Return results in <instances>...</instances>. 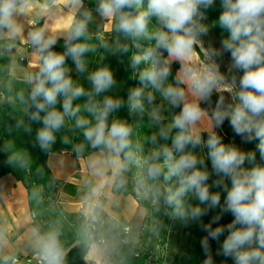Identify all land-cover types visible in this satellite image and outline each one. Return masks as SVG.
<instances>
[{
	"label": "clouds",
	"instance_id": "obj_1",
	"mask_svg": "<svg viewBox=\"0 0 264 264\" xmlns=\"http://www.w3.org/2000/svg\"><path fill=\"white\" fill-rule=\"evenodd\" d=\"M214 3L146 0L145 6V0H96L95 13L113 22L112 31L118 38L109 43L100 35L93 44L89 35L93 12L85 7L84 0H64L63 5L61 0H0V58L9 59L0 71H7L11 77L6 85L10 93L16 80L26 86L9 102L22 106L30 122L42 125L35 135L42 151L51 152L56 134L72 121L87 145L115 166L113 177L119 187L126 185L123 177L130 166L140 165L143 172L136 184L138 196L155 199L186 226L199 223L207 233L201 239L206 256L203 264H214L210 240L219 242L217 255L231 258L234 264H264V164L257 162L256 151L246 152L235 143H225L217 132L227 120L245 143L258 141L256 149L264 161V0H220L222 11L209 25L204 21ZM64 9L67 15H58ZM30 14L32 27L26 31L22 19ZM54 18L56 23H67L55 28L56 23H49ZM217 25L227 36L219 48L204 47L202 37ZM61 39L62 52L54 50ZM22 43L30 45V58L18 48ZM98 48L128 57L131 78L138 77L140 86L130 87L126 100L108 94L117 85L108 65L100 64L89 71L87 54L96 53ZM14 52L26 60L24 67L14 63ZM225 53H230L231 59L227 73L217 62ZM69 58L78 74L87 73L90 88L72 78ZM173 63L180 67L170 81ZM235 72L243 74L237 77ZM224 92L231 95L230 102ZM214 93L219 96L213 107ZM157 95L161 104L156 103ZM81 98L83 103H75ZM124 106L130 116L147 111L157 126L149 138L156 147L147 155L141 156L142 145L133 141V125L113 116ZM166 106L169 110L180 108L171 114L170 123L162 115ZM17 127L32 131L31 124L25 125L22 119ZM63 143H69L67 137ZM84 147L77 144L73 150L79 156ZM198 148L200 154L195 151ZM203 149H207L206 156ZM2 151L8 153L9 165L26 167L29 163L11 142ZM207 160L211 161V171ZM98 163L91 161L90 167L95 169ZM213 174L217 179L210 184ZM212 188L226 193L223 203L221 191ZM98 191L99 186L92 188L93 194ZM217 208L219 212L204 223L202 218ZM227 213L234 219L219 224ZM31 234L40 264H65L67 253L58 229L41 232L34 227ZM6 242V234L0 229V248ZM10 259L16 264L11 257H4L3 264Z\"/></svg>",
	"mask_w": 264,
	"mask_h": 264
},
{
	"label": "trees",
	"instance_id": "obj_2",
	"mask_svg": "<svg viewBox=\"0 0 264 264\" xmlns=\"http://www.w3.org/2000/svg\"><path fill=\"white\" fill-rule=\"evenodd\" d=\"M84 4L87 9L91 11H95L96 0H84ZM212 7H215L216 9L213 10L215 12L213 19L214 21H216L218 20V17L222 11L220 0H216ZM152 27L153 26L150 25V28ZM219 33L221 34L220 35L221 38L227 36V33L224 32L223 30ZM89 35L93 37V39L90 42L96 44L97 43L96 38L99 35H92L90 32ZM117 38H118V34L115 33L114 31L111 32L109 38L105 37V39H107L109 43H113ZM120 39L122 40V37ZM54 50L60 52L64 50L62 39L59 40L57 44L54 46ZM94 54L95 57L96 56L97 57H96V64L93 65L91 60L95 59ZM101 57H103V59H101ZM87 60L88 63L91 61V63L88 65L89 71L94 70L96 67L100 66V64L104 63L111 68L119 67L122 70H124L127 74L129 81V72L131 74V69L128 67V57L126 55L121 56L118 54L116 56L111 51H106L103 48H98L96 53L87 54ZM8 63H9V59L3 58L2 65H7ZM67 64L69 67L71 66L75 67V65L73 64L70 58L67 60ZM176 68H177V64H173L172 76L169 77L170 81L174 80V71ZM242 74H243L242 72L236 73L237 77L241 76ZM7 76L9 75H7L6 71H0V88L4 86L3 83ZM86 77H87V73L84 74L77 73L76 77L72 76L74 80L79 82L85 88H90L91 85ZM9 78L11 79V77ZM14 83L21 84L22 82L20 80H16L14 81ZM237 84H238V80H237ZM12 95L13 94H11L10 92L6 93L5 98L0 102V129L6 130V132H8L7 134L9 135L8 138H10L12 133L18 129L17 127L18 120L22 119L25 125L31 124V128L33 132H31V135H29L28 137L29 141L23 143L24 146H22V148L19 149V151L21 149H25L30 154V159L29 160L27 159L29 163L26 167H21L17 164L9 165L7 163L8 157H5L6 152L2 151L4 145L0 143V178H2L5 175H11L16 181L22 183V185L27 191V198H28L29 209L32 215L33 227H38L41 232L49 231L52 228H56L59 230L61 243L64 249L67 248L65 251L67 253L65 258V264H87L85 262V255L89 250V246L94 242L96 243L100 238L99 231L101 228V223L103 222L105 217L104 213L101 210V206L104 202V199L102 198L100 200L99 206L94 208L93 216L96 218L94 229L92 228L89 229L90 218H85L79 214L65 212L60 208L59 205L58 208H55L54 204H58L57 193L61 183L52 176L49 168L47 167L46 160L48 154L50 153L57 154L64 151H68L73 157L83 158L98 150L92 149L87 145V143L84 140L80 139L81 140L80 142H82L85 145L84 147L85 153H81L78 156L73 150L74 146L76 145L74 144L75 142H70L67 144L69 147H71L70 148L71 150L61 149L60 147L62 146V143L57 145L56 144L57 139H56L55 144L52 146L51 152L45 153L39 148L38 144H36L35 142L36 130L42 125L39 123L30 122L28 120V117L24 115L23 111L22 113L15 115L13 110L14 107H12L13 103L9 102L10 97ZM157 100H158V95H157ZM79 103H83V98H81ZM57 107L61 108L62 110L61 105L58 104ZM179 111L180 108H175L170 111H167L166 113L171 112L172 114L173 112L178 113ZM163 114L165 113L162 112V115ZM130 120H131L130 123L133 125L135 129L133 135L134 143H136L137 137H138V141H140L144 145L148 143L149 138L153 135V130L151 128L152 120L149 118L147 113L145 112L142 115L138 113V116L135 115ZM152 127L155 131H157L156 125ZM57 136L60 137L58 133ZM203 138L204 139L207 138V135L203 134ZM257 143L258 141L256 140L248 143L244 148V150L247 152L253 149L256 150V152H258V150L256 149ZM150 144L152 149L156 147V145H153L152 143ZM16 145L19 146L21 144L19 141L18 142L16 141V143H14L13 146L15 147ZM199 150L200 149L198 148L195 151L200 152ZM206 153H207V149H203V154L205 156ZM209 162L211 161L210 160L206 161L207 164ZM262 163H264V161H262ZM133 174H134V169L132 168V166H130L129 171L124 173L123 178L127 181V183L123 187H119L114 178L112 185V193L114 195L131 196L138 203L141 196L137 195L136 187H134V191L130 188V186L132 185ZM48 200H51L52 203L50 204ZM221 203H223V198H221ZM53 212L61 214L64 220L62 222H59L55 218L57 217L58 219L61 220L60 215L57 214L55 217V215H52ZM217 212H219L218 208L214 210H210L209 213L202 218L203 222L208 223ZM232 219H234V217L231 215V213H227L222 216L221 220L218 223L226 225L230 223ZM191 226L193 228L192 236L190 239L187 240L186 244H184V250L182 254L179 256V258L174 262V264H194V260L196 258L205 256V253L203 252L201 247V239L205 235H207V233L201 229L199 223H191ZM216 226L217 224H213V227ZM78 233H81V235L79 236V239H76L75 236L77 237ZM226 235L227 232H225L224 235L220 237V241L223 240ZM218 244L219 242L215 240H210L211 252L217 247Z\"/></svg>",
	"mask_w": 264,
	"mask_h": 264
},
{
	"label": "rangeland",
	"instance_id": "obj_3",
	"mask_svg": "<svg viewBox=\"0 0 264 264\" xmlns=\"http://www.w3.org/2000/svg\"><path fill=\"white\" fill-rule=\"evenodd\" d=\"M216 1V0H215ZM145 6H146V0H145ZM213 10H216L215 7H211L207 10V17L208 19L204 21L205 23H208L209 25L212 24L214 21L213 17L215 15V12ZM93 12V20L89 24V32L92 35H103L104 37L109 38L110 34L112 32L113 22L111 21H105L102 18H100L95 11ZM155 18H153V23ZM222 29L217 25L215 27H211L209 33L202 37L204 47H220V42L222 40L221 32ZM142 44L146 45V41H141ZM198 50V49H197ZM116 56L118 54H115ZM166 55V54H165ZM202 56V53H201ZM201 56L196 57L197 59H200ZM95 57V54H94ZM97 57V56H96ZM96 57L95 59L91 60L93 65L96 64ZM3 58H0V66H2ZM91 61L88 63V65L91 63ZM217 62L220 64V70L222 72L227 73L228 65L231 62L230 59V53H225L222 58H218ZM104 64V63H103ZM177 64V68L174 71V77L179 69L180 65L179 63H173ZM71 75L76 77V69L74 66H71ZM111 68V67H110ZM92 69V68H91ZM90 69V70H91ZM114 72V76L117 80V85L110 91V95L114 97H118L121 99L126 100L127 99V91L130 87L140 86V82L138 77L136 79L131 78V74L129 72V81L127 74L124 70H122L119 67H113L111 68ZM132 72V70H131ZM7 75L8 72L6 71ZM237 72H235L236 75ZM5 74V72H4ZM10 76H7L3 85L0 88V102L5 98V94L9 93L7 90V82ZM25 85L23 83H13V91L11 94H15L16 91H19L21 89H25ZM223 95L226 97L227 101H231V95L227 92H224ZM219 94L214 93L212 96V103L213 107L215 106V102L218 99ZM102 99V97H100ZM75 103H79V101H76ZM157 104H161L162 101L159 98L156 102ZM202 107H207L206 104H202ZM14 114L18 115L22 113L23 108L22 106L18 104H12ZM145 108L146 110L149 108L147 105V102H145ZM172 110V109H171ZM127 106L122 107L118 112L114 113L113 116L120 119L128 120L130 123V119L133 116H130L127 112ZM167 111H170L167 106L162 110L163 116L166 117L165 122L170 123L171 121V112L166 113ZM24 113V112H23ZM147 113V111H146ZM138 116V113L136 114ZM73 122L69 121V126L65 129H62L58 134L60 137L57 136V145L62 143L61 149H70L67 144L63 143V138L67 137L70 142H75L74 144H81V140H83L82 135L80 134L79 130H76L72 127ZM155 124L152 121L151 128L153 130V133L156 131L153 129L152 126ZM33 132V131H31ZM217 132L222 136L223 141L225 143H235L241 150L245 151L244 148L248 143H245L240 136L235 135L232 128L230 127V124L227 120H225L224 124L221 128L217 129ZM8 132L6 130L0 129V143L2 145H5L6 143L11 142L13 145L16 143V141L20 142L21 145H16L14 149L19 150L22 148L23 143H26V141H29V135L31 133H27L24 131L23 127H19L17 130H15L11 137L8 138ZM207 135V133H204ZM76 139V141H75ZM81 139V140H80ZM207 138H205L206 140ZM136 143H139L142 145L143 152L141 153V156L147 155L151 150V144L148 141L145 145L138 141V137L136 138ZM71 150V149H70ZM197 152L198 154L201 153ZM251 151H256L251 149ZM20 152L24 153L26 155V158L30 159V154L25 150L21 149ZM82 153H85V149ZM5 157H8V153H5ZM256 158L257 162L262 163L260 160L259 152H256ZM134 169L133 179H132V185L130 188L134 191V187H136L138 178L141 177L143 168L140 165L133 164L131 165ZM209 171H211V162L207 164ZM246 166L250 167L251 165H248L246 162ZM217 179L215 174L210 178L209 183L213 180ZM151 183V182H150ZM230 183V182H229ZM212 191H221V198H223L226 193H224L221 189L212 188ZM51 204L52 201L48 200ZM191 203L195 204L197 201L191 200ZM59 204H54L55 208H58ZM138 206L140 208V211L134 220L132 227L129 229H125L124 235H121L119 238H117L115 241L110 242H97L98 245L105 247L106 253L102 256L99 255L102 260L100 264H174V262L179 258V256L182 254L184 250V244H186L187 240L191 238L193 228L191 226V223H189L187 226L184 224V222L178 218H175L171 215V209H167V211L161 207L160 203L156 201L155 199H146L143 197H140V200L138 201ZM59 213L53 212L52 215H56ZM60 219L57 217L59 222H62L64 218L61 214ZM93 222V221H92ZM95 225V223H93ZM91 219L89 220V229L92 228ZM81 233L77 234L76 239H79V236ZM221 240L220 242H222ZM122 245V246H121ZM67 248L64 250L66 251ZM219 249V244L217 247L212 251V257L214 264H234V261L231 258H225L223 255H217V251ZM102 253V252H101ZM206 259V256L199 257L194 260V264H203V261ZM86 262V261H85ZM88 264V263H87ZM93 264V263H90Z\"/></svg>",
	"mask_w": 264,
	"mask_h": 264
},
{
	"label": "crops",
	"instance_id": "obj_4",
	"mask_svg": "<svg viewBox=\"0 0 264 264\" xmlns=\"http://www.w3.org/2000/svg\"><path fill=\"white\" fill-rule=\"evenodd\" d=\"M63 3L64 0H61L62 5ZM58 15L66 16L67 9ZM32 18L30 14L22 19L26 31L32 27L30 24ZM49 23L55 24V18ZM66 23L67 20L63 24L57 22L54 27L59 28ZM18 48L30 58V45L22 43L18 45ZM12 60L21 67L27 63L20 54L15 52L12 54ZM94 160L99 161L95 169L90 167V162ZM46 164L52 176L61 183L57 193L60 208L68 213L93 218L92 229L95 227L93 223L96 222L93 216L94 208L99 206L102 198L104 199L101 210L105 217L101 223L100 238L97 242L115 241L125 234L123 230L132 227L140 208L133 197L112 193L115 166L106 156L96 151L86 157L76 158L70 152L64 151L48 154ZM98 186V193L93 194L92 188ZM33 228L26 189L11 175L3 176L0 178V229L4 230L7 242L6 246L0 248V264H3L4 257L16 259L37 253L31 234ZM97 242L90 244L85 255V261L88 264H100L102 258L99 255L106 253V248L98 245ZM11 261L10 259L8 264H11Z\"/></svg>",
	"mask_w": 264,
	"mask_h": 264
},
{
	"label": "built area",
	"instance_id": "obj_5",
	"mask_svg": "<svg viewBox=\"0 0 264 264\" xmlns=\"http://www.w3.org/2000/svg\"><path fill=\"white\" fill-rule=\"evenodd\" d=\"M94 220L93 218H91V221ZM102 242V241H99ZM16 264H40V260L38 257V254L35 253L32 256H28V257H23V258H16L14 259ZM12 264V261H11Z\"/></svg>",
	"mask_w": 264,
	"mask_h": 264
}]
</instances>
